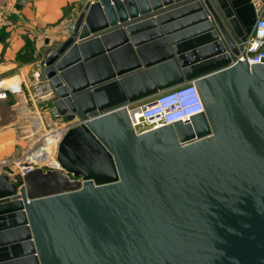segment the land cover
I'll use <instances>...</instances> for the list:
<instances>
[{
  "label": "water",
  "instance_id": "95a60500",
  "mask_svg": "<svg viewBox=\"0 0 264 264\" xmlns=\"http://www.w3.org/2000/svg\"><path fill=\"white\" fill-rule=\"evenodd\" d=\"M251 0H96L44 59L61 168L0 174V264H264V64ZM193 82L204 112L125 106ZM90 117V118H89Z\"/></svg>",
  "mask_w": 264,
  "mask_h": 264
},
{
  "label": "built area",
  "instance_id": "2783aa9c",
  "mask_svg": "<svg viewBox=\"0 0 264 264\" xmlns=\"http://www.w3.org/2000/svg\"><path fill=\"white\" fill-rule=\"evenodd\" d=\"M94 1L96 0H85V4L90 5L93 4ZM251 1L255 8L257 20L253 26L250 36L244 44V57L239 58L240 61L247 62L249 66L264 64V5L261 0ZM0 23L4 24V21L0 20ZM34 66L35 68L32 73L34 92L29 95V98L31 99L30 101L32 102V105L35 107L36 102L33 100H36L37 102L49 100L52 96H55V91L49 80L43 75V68L45 66L44 61L41 60L36 62ZM3 82L4 80L0 81V84ZM10 93L21 96L23 93L21 81L16 86L11 84L5 88L0 87V102L5 100ZM22 103H25L24 100H19L17 106L20 107ZM125 109L127 111L131 127L136 135H142L150 131L173 125L177 122L186 123L191 117L204 112L202 99L193 82L184 83L170 90L161 92L154 97L127 105L125 106ZM47 116L49 120L47 127L51 128V130H46L45 125H43L42 121L39 119L38 123H40V131L36 132L34 123H32V132L35 130V132L32 133V136L35 137L29 141L31 147L29 152L26 153L22 159H16V161H1L0 172H4L2 174L13 178L16 175H23L36 168L57 171L61 170L57 160L54 165L52 164V160L50 162V166H45L40 163V161L37 162L34 161V159H31V155L33 151L41 150L52 145L46 142V135L49 134L51 138L56 137L54 144L58 145L69 128L79 123H83L84 121L76 118L73 122H65L63 121L65 119L57 113L53 106L49 109V114ZM57 122L62 124L61 128H53L56 126ZM36 134L43 136L41 139L37 140ZM53 157L54 154L52 159ZM45 160L46 159L44 158L41 162ZM13 162H16L15 167H13L14 172L9 170L4 171L7 167L11 169L9 165ZM15 168L18 170L17 172Z\"/></svg>",
  "mask_w": 264,
  "mask_h": 264
},
{
  "label": "rangeland",
  "instance_id": "374dc122",
  "mask_svg": "<svg viewBox=\"0 0 264 264\" xmlns=\"http://www.w3.org/2000/svg\"><path fill=\"white\" fill-rule=\"evenodd\" d=\"M79 1L81 3V6L85 5V0ZM78 10L75 7H71L70 10H68V19L66 21H64L63 19L59 24V27L63 30V35L66 37L69 35V30L74 23L73 19H76L77 17ZM7 18L8 15L5 13L0 15V20L4 21V24L0 23V29L5 28V26L7 25ZM71 20H73V23L71 22ZM26 41H29V43L26 46H23V49L20 50V52L17 54L19 55L18 58L15 59L17 67L21 68L22 70H18L16 75L12 77L5 78L4 82L2 83L7 84L15 80L18 81L17 83L19 84V82L21 81L23 93L21 94V96L10 93L5 100L0 102V162L3 160L16 161V159H22L23 156L29 152V149L31 148L29 141H31L35 137L32 136V133L35 132V130L34 132H32V123H34L36 132L40 131V123H38L39 119L42 121L43 125H45L46 130H51V128L47 127V124L49 123L47 115L49 114V109L53 106L52 101H54L55 96H52L49 100L40 102L33 100L34 102H36L35 107L32 105V102L30 101L31 99L29 98V95L34 92L32 83V73L35 68L34 64L41 60L44 61L45 57L50 52L46 49L47 46L45 45L43 37H39L38 40H35V38H26L25 42ZM57 45L58 44H55L53 46V49ZM19 100H24L25 102L22 103L20 107L17 106ZM63 121L73 122L66 120ZM56 127L61 128L62 124L57 122L56 126L53 128ZM42 136L40 134H36L37 140L41 139ZM48 136L49 134L46 135V142L48 141ZM56 150L57 149L55 146L52 151L55 152ZM37 151H33V153ZM15 163L16 162L10 163L9 166L11 169L7 167L4 171L9 170L11 172H14L13 167H15ZM15 170L16 172L18 171L16 168ZM2 173L4 172L1 171L0 174ZM8 177L10 179L14 178H11L10 176Z\"/></svg>",
  "mask_w": 264,
  "mask_h": 264
},
{
  "label": "crops",
  "instance_id": "0c3cea01",
  "mask_svg": "<svg viewBox=\"0 0 264 264\" xmlns=\"http://www.w3.org/2000/svg\"><path fill=\"white\" fill-rule=\"evenodd\" d=\"M261 1L264 5V0ZM17 5L20 7L17 8ZM83 6L79 0H0V15H8L5 42H0V80L12 77L18 70H22L17 67L15 59L23 49L26 38L38 40L43 37L46 49L51 52L55 44H60L67 38L59 24L63 19H68V10L71 7L79 9L78 16ZM17 82L14 80L2 86H16Z\"/></svg>",
  "mask_w": 264,
  "mask_h": 264
},
{
  "label": "bare ground",
  "instance_id": "6f19581e",
  "mask_svg": "<svg viewBox=\"0 0 264 264\" xmlns=\"http://www.w3.org/2000/svg\"><path fill=\"white\" fill-rule=\"evenodd\" d=\"M95 2V1H94ZM50 82V81H49ZM52 85V84H51ZM8 86H10V85H8ZM0 87H3V88H5V87H7V86H2V85H0ZM47 143L48 144H52V145H50V146H47V147H45L44 149H41V150H39V151H37V152H35V153H32V155H31V159H34V161H37V162H39L40 161V163H42V164H44L45 166H50V162L53 160V165L55 164V162H56V151L54 152V151H52L53 150V148L56 146V149L58 148V145L57 144H54V142H55V140H56V137H54V138H51V136L49 135L48 136V138H47ZM53 154H54V157H53V159H52V156H53ZM46 159L45 161H43V162H41V160H43V159ZM48 161V162H47ZM58 163V162H57Z\"/></svg>",
  "mask_w": 264,
  "mask_h": 264
},
{
  "label": "trees",
  "instance_id": "16d2710c",
  "mask_svg": "<svg viewBox=\"0 0 264 264\" xmlns=\"http://www.w3.org/2000/svg\"><path fill=\"white\" fill-rule=\"evenodd\" d=\"M20 6L19 5H17V8H19ZM1 31H0V42H5V37H6V35H7V33L5 32V28H1L0 29ZM29 43V41H26L25 42V46L27 45ZM18 56L19 55H17V57H16V59L18 58Z\"/></svg>",
  "mask_w": 264,
  "mask_h": 264
}]
</instances>
